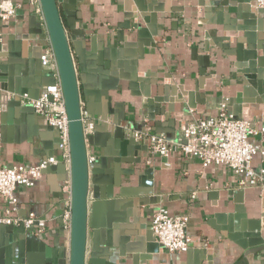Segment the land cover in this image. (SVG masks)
I'll return each instance as SVG.
<instances>
[{
	"label": "crops",
	"instance_id": "1",
	"mask_svg": "<svg viewBox=\"0 0 264 264\" xmlns=\"http://www.w3.org/2000/svg\"><path fill=\"white\" fill-rule=\"evenodd\" d=\"M14 1L19 5L15 16L0 19V43H12L11 50L2 51L12 56L0 57V66L18 69L20 75L24 71L34 79L50 78L52 73L42 65L41 58L50 45L48 39L42 38V11L31 0ZM72 1L69 6L76 29L85 32V75L93 114L83 108V116L94 123L91 133L97 131L96 150L106 148L114 139L115 121L129 123L125 131L131 135L134 130L149 126L155 132L177 138L188 122L214 115L223 98H228L229 109L235 115L248 119L253 126L264 125V91L260 92L256 79H250L245 72L248 61L243 60L245 65L238 66L235 53L241 34L238 21L242 20L234 18L233 13L240 1L144 0L146 6L155 8L157 17L155 23L145 21L143 26L135 23L133 17L139 13L137 0ZM262 10L259 18H264ZM262 28L264 31V25ZM82 103L85 107L83 98ZM33 115L35 121L19 116L12 107L0 111V166L36 164L58 154L59 131L53 128L49 132L45 141L53 149H46L35 129L47 124L35 111ZM104 121V125L112 123L111 130L100 129ZM251 140L258 141L257 137ZM96 156L90 148L89 158L94 160ZM252 166L264 167V155L257 153ZM122 167L133 169L131 175L122 176V181L136 193L127 197L130 205L122 202L119 189L113 200L89 197V250L95 239L100 249L105 247L100 241L106 237L101 234V229L106 228L103 224L125 218L126 225H135L141 231V241H134L135 235L128 234L131 239L124 244L126 253H132L134 243L142 248L139 255L145 259H140L139 264H264V249L254 255L251 263L248 250L230 237L229 229L230 220L235 222L238 201H242L247 218L264 216L262 186L240 187L228 166L204 167L198 157L181 153L160 156L148 149L141 152L140 163H124ZM108 170L105 167L102 174L108 175ZM63 178L57 167H49L34 185H21L16 190L18 205L12 215L25 217L32 211L45 219V229L37 235L49 242L61 228L55 217L59 194L64 191L68 197ZM158 204L176 216L189 217L191 245L187 251L168 253L156 240L152 214ZM5 207L0 195V216L5 214ZM122 220L117 224L119 236ZM96 223L98 228L94 227ZM64 228L68 241L69 228ZM95 230L99 231L97 235ZM131 230L124 229V234ZM202 249L210 252L211 260L200 259Z\"/></svg>",
	"mask_w": 264,
	"mask_h": 264
},
{
	"label": "water",
	"instance_id": "2",
	"mask_svg": "<svg viewBox=\"0 0 264 264\" xmlns=\"http://www.w3.org/2000/svg\"><path fill=\"white\" fill-rule=\"evenodd\" d=\"M241 2L233 13V17L239 18L238 30L241 31L237 38L235 53L238 55L240 63L244 66L243 60L248 61L246 71L248 77L256 79L255 85L260 92L264 91V18L258 15L263 13L261 8L256 6V0H238ZM45 31L42 38L48 39L54 51L57 61V77L32 78L27 77L23 71H15L12 67L6 70L0 66V106L2 111L10 107L14 108L16 114L27 117L30 121H35L34 109L29 105L22 104L21 95L27 94L32 98H39L46 91L47 86L59 82L64 95V102L69 120V145L70 162L59 161L50 167H57L63 173L65 186H70L68 197L65 192H60L58 210L55 217L61 228L54 235L53 242L46 241L42 236L37 235L33 229H27L23 224H0V264H139L140 259L145 257L139 254L143 251L138 243L131 245L130 251L126 253L124 244L131 238L128 234L135 235L134 241H141L140 229L135 225H126V219L121 218V231L118 234V222L114 224L108 220L101 229V234L106 235L100 240L105 247L100 249L94 240L93 247H88V204L89 197L95 200L115 198V191L119 189V195L126 205H130L131 199L128 196L136 193V189L128 188L123 184L122 176L131 175L129 171L122 167L124 163H140L141 152L148 150L146 141L140 142L133 135L125 131L129 123L121 124L113 122L114 139L110 140L107 147L96 150L97 131L85 135L83 108L93 114L90 110L91 92L86 83L85 52L83 51L84 31L76 29V20L71 17L72 11L69 3L72 0H39ZM139 13L134 15L135 23L143 26V22L155 23L157 13L151 5L146 6L144 0H137ZM151 14L148 15L147 12ZM35 20V17H34ZM35 22H37L35 20ZM42 26L39 23V27ZM153 28V27H152ZM43 30V29H42ZM154 30V29H153ZM262 42V43H261ZM12 43L5 46L0 43V57L9 58L10 53H4L12 48ZM205 49L209 50L206 43ZM4 51V52H2ZM12 52V51H10ZM244 64V65H243ZM250 74V75H249ZM83 85V90H81ZM85 101V107L82 103ZM106 120V117H103ZM101 123L100 129L106 127L112 129L111 125ZM35 133L39 134L44 147L49 150L53 146L45 141L49 137V132L53 127L47 125L39 126ZM97 129V128H96ZM99 129V128H98ZM59 146L60 139L56 141ZM96 153L94 160L89 158V151ZM50 154L52 151H49ZM108 167V175H103L102 171ZM49 168V167H48ZM47 168V169H48ZM46 169V170H47ZM45 170V171H46ZM126 198V200H125ZM68 199V201H67ZM113 200V199H112ZM115 201V200H114ZM111 201V202H114ZM68 202V203H67ZM119 202V201H118ZM116 203V201H115ZM236 206L235 222L230 220V237L235 239L242 247L248 250L250 262L254 255L264 249V239L262 230L264 229V216L249 219L244 212L242 201H238ZM95 205V203H93ZM70 210L68 241L64 237V213ZM99 224V223H98ZM96 223L94 227H99ZM95 227V228H96ZM124 229L131 230L124 234ZM99 231L95 230V235ZM146 233V232H143ZM150 238V233L147 232ZM141 238V239H140ZM100 242V243H101ZM191 245V244H190ZM200 259L211 260L210 252L206 249L200 251ZM208 264H211L210 261Z\"/></svg>",
	"mask_w": 264,
	"mask_h": 264
},
{
	"label": "built area",
	"instance_id": "3",
	"mask_svg": "<svg viewBox=\"0 0 264 264\" xmlns=\"http://www.w3.org/2000/svg\"><path fill=\"white\" fill-rule=\"evenodd\" d=\"M38 11H42L39 0H31ZM256 6L264 9V0H256ZM19 5L14 0H0V19L8 20L15 16ZM3 34L0 32V42ZM42 65L57 77V61L51 45L42 53ZM24 105L31 106L42 117L44 122L59 131V150L36 164H16L0 166V195L6 205L5 214L0 216V224H23L27 229L36 227V234L45 229V219L34 212L25 217L13 216L17 211L18 186H32L41 179L44 171L59 161L70 162L69 120L64 102L63 90L59 82L49 85L39 98L21 95ZM1 111V106H0ZM84 119V116H83ZM94 123L84 119L85 135L92 132ZM136 140L146 141L149 151L155 155L168 156L181 153L185 156L198 157L204 167L213 164L228 166L237 177L240 187L262 186L264 188V167L255 169L253 157L264 155V125L253 126L243 117L235 115L229 109L228 98H223L214 115L200 117L188 122L177 138L168 137L165 133L155 132L151 127L133 131ZM257 137L258 141H252ZM67 192L70 186L65 185ZM196 192L192 193V198ZM68 201V199H67ZM68 203V202H67ZM64 225L69 228L70 210L63 216ZM189 217L176 216L163 204H158L152 214V230L156 240L168 253H182L190 248L191 238L188 234ZM207 245V241L204 242Z\"/></svg>",
	"mask_w": 264,
	"mask_h": 264
}]
</instances>
